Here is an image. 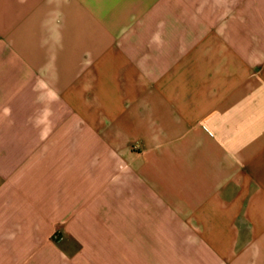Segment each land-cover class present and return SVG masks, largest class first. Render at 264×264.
<instances>
[{
    "label": "crops",
    "instance_id": "crops-1",
    "mask_svg": "<svg viewBox=\"0 0 264 264\" xmlns=\"http://www.w3.org/2000/svg\"><path fill=\"white\" fill-rule=\"evenodd\" d=\"M8 197H113L121 264H264V0H0V260Z\"/></svg>",
    "mask_w": 264,
    "mask_h": 264
},
{
    "label": "rangeland",
    "instance_id": "rangeland-1",
    "mask_svg": "<svg viewBox=\"0 0 264 264\" xmlns=\"http://www.w3.org/2000/svg\"><path fill=\"white\" fill-rule=\"evenodd\" d=\"M112 198L8 197L6 208L20 209L23 217L21 226H10L5 235L7 260L0 264H14L8 260L14 257L15 264L125 262L126 251L111 249ZM9 244H15L16 249H9Z\"/></svg>",
    "mask_w": 264,
    "mask_h": 264
}]
</instances>
